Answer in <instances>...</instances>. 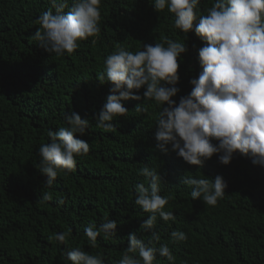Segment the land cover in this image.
Masks as SVG:
<instances>
[{"label": "trees", "instance_id": "obj_1", "mask_svg": "<svg viewBox=\"0 0 264 264\" xmlns=\"http://www.w3.org/2000/svg\"><path fill=\"white\" fill-rule=\"evenodd\" d=\"M212 3L200 0L198 15L206 14ZM49 8V0H0V264H65V254L73 247L102 255L105 264H117L129 233L136 232L145 242L151 239V230L140 228L149 213L134 203V186L147 183L138 174L144 165L159 173L160 194L170 197L165 211H172L175 220L165 223L158 217L152 231L161 237L154 246L167 244L175 264H264V167L238 151L227 165L219 162L220 153L200 166L175 152H160L152 137L160 109L151 100L122 101L129 111L114 118L111 132L96 127L93 119L111 87L97 77L117 45L135 52L143 44L163 43L165 37L184 42L187 51L178 58L180 91L172 97L178 102L191 91L189 80L201 71L198 49L203 42L193 32L185 38L174 28L167 8L156 12L150 0H101L100 32L78 41L73 53L57 56L33 39L37 18ZM138 91L142 96L144 88ZM139 103L146 112L135 111ZM70 112L89 119L86 134L77 137L90 150L76 157L73 171L60 173L46 186L47 176L36 167L38 149L50 142L49 130L67 126L65 114ZM130 132L140 136L136 148ZM162 161H170L168 171L162 170ZM217 175L227 187L215 206L193 200L192 187L181 182L182 177ZM45 192L51 200L42 199ZM105 217L117 221L116 237L105 240L101 234L92 248L84 229L89 224L99 227ZM173 230L184 232L187 239L171 241ZM60 232H69L66 244L49 240ZM153 264L169 262L157 253Z\"/></svg>", "mask_w": 264, "mask_h": 264}, {"label": "clouds", "instance_id": "obj_2", "mask_svg": "<svg viewBox=\"0 0 264 264\" xmlns=\"http://www.w3.org/2000/svg\"><path fill=\"white\" fill-rule=\"evenodd\" d=\"M51 8L36 20L33 39L45 51L62 56L78 48V41L95 37L100 32L101 0H72L67 12L68 0H49ZM156 12L167 11L174 16L173 26L186 34L193 32L202 42L198 49L201 71L189 80L191 91L173 100L180 89L178 58L187 51L184 42L167 37L163 43L143 44L142 50L130 51L117 45L103 61L104 71L98 81L108 82L111 87L105 103L94 114L96 127L105 132L115 130L113 120L129 111L122 101L151 100L159 107L155 117L156 148L167 154L175 152L191 165H202L213 154L219 162L227 165L238 151L252 158L253 164L264 167V0H213L206 14L198 15L200 0H150ZM52 9H55L53 13ZM194 21L196 23L194 24ZM95 43V40L92 41ZM166 45V46H165ZM144 88L142 96L139 94ZM136 90V91H134ZM166 105V106H165ZM137 113L146 112L147 107L139 103ZM67 126L49 130L48 143L38 149L37 169L47 176L44 184L51 186L60 173L75 169L76 157L86 155L90 146L84 139L89 128V119L76 112L65 114ZM140 136L130 132L128 138ZM216 140L217 143H212ZM168 171L170 161L159 163ZM147 183H137L135 201L143 212L149 213L140 225L151 230V239L145 242L136 232L127 236L128 246L117 264H153L157 253L169 264H175V256L167 244L154 246L160 235L152 231L159 217L165 223L175 220L172 211H165L170 197L160 194L162 178L147 165L138 169ZM181 182L192 187L193 200L199 198L215 206L225 195L224 179L217 175L206 177H182ZM44 201L52 199L49 192L42 196ZM59 203H63L61 198ZM117 221L104 218L97 227L89 224L84 234L90 247H97V237L105 240L116 237ZM69 232L55 233L49 240L66 244ZM187 235L178 230L170 232V240L182 242ZM70 264H105L102 255H92L80 247L71 248L66 254Z\"/></svg>", "mask_w": 264, "mask_h": 264}, {"label": "bare ground", "instance_id": "obj_3", "mask_svg": "<svg viewBox=\"0 0 264 264\" xmlns=\"http://www.w3.org/2000/svg\"><path fill=\"white\" fill-rule=\"evenodd\" d=\"M202 203H203V201H202ZM197 206V205H196ZM201 206V205H200ZM197 209V208H196ZM179 213V212H178ZM189 228V227H188ZM192 230V229H191Z\"/></svg>", "mask_w": 264, "mask_h": 264}]
</instances>
